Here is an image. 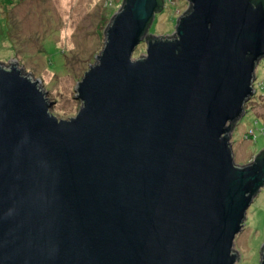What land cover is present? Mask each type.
Here are the masks:
<instances>
[{
  "label": "water",
  "instance_id": "obj_1",
  "mask_svg": "<svg viewBox=\"0 0 264 264\" xmlns=\"http://www.w3.org/2000/svg\"><path fill=\"white\" fill-rule=\"evenodd\" d=\"M190 2L176 37L134 60L157 0H123L76 117L54 116L15 58L0 66V264L236 263L264 158L235 165L228 136L254 94L264 7Z\"/></svg>",
  "mask_w": 264,
  "mask_h": 264
},
{
  "label": "rangeland",
  "instance_id": "obj_2",
  "mask_svg": "<svg viewBox=\"0 0 264 264\" xmlns=\"http://www.w3.org/2000/svg\"><path fill=\"white\" fill-rule=\"evenodd\" d=\"M3 2V3H2ZM0 66L16 59L25 73L39 80L50 112L59 119L76 117L82 104L76 99V83L103 50L105 29L123 0H0ZM4 5V7H3ZM190 0H165L148 33L135 48L132 58L146 56V37L173 39ZM254 94L244 115L229 133L234 163L249 165L264 151V58L258 61ZM243 228L233 248L235 264H260L264 246V187L246 212Z\"/></svg>",
  "mask_w": 264,
  "mask_h": 264
},
{
  "label": "trees",
  "instance_id": "obj_3",
  "mask_svg": "<svg viewBox=\"0 0 264 264\" xmlns=\"http://www.w3.org/2000/svg\"><path fill=\"white\" fill-rule=\"evenodd\" d=\"M125 1H126V0H124V4H125ZM250 2H251V4H252L254 7L258 6L259 4H262L263 7H264V0H250ZM2 3H3V2H2ZM0 4H1V3H0ZM164 4H165V0H157V8H156V12H155V14H156V13H159V12H161V11H163ZM3 7H4V5H3ZM191 10H192V9H191V6H190V8L188 9V11H187V13L185 14V16L188 15V14L191 12ZM154 18H155V15H154ZM154 18L148 22V24H147V26H146V28H145L143 34H142V35H143L142 37L146 36V34L148 33L149 27L151 26L152 21L154 20ZM114 19H115V18H114ZM113 21H114V20H113ZM108 29H109V28H108ZM107 32H108V30H107ZM146 39H147V41L154 42V41H156V40H158V39H160V38H155V37H152V36H151V37H146ZM233 124H234V122H232V123L229 124L230 129H232ZM259 158H264V151H262L259 155H257L256 159H259ZM263 250H264V248H263Z\"/></svg>",
  "mask_w": 264,
  "mask_h": 264
}]
</instances>
